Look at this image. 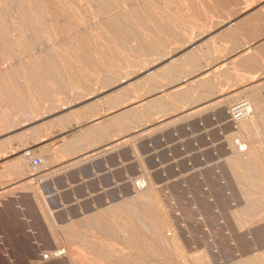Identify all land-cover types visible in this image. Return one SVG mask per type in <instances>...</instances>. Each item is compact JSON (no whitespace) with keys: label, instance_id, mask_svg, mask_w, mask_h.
I'll use <instances>...</instances> for the list:
<instances>
[{"label":"rangeland","instance_id":"obj_1","mask_svg":"<svg viewBox=\"0 0 264 264\" xmlns=\"http://www.w3.org/2000/svg\"><path fill=\"white\" fill-rule=\"evenodd\" d=\"M31 1L0 0V264H264V0Z\"/></svg>","mask_w":264,"mask_h":264},{"label":"bare ground","instance_id":"obj_2","mask_svg":"<svg viewBox=\"0 0 264 264\" xmlns=\"http://www.w3.org/2000/svg\"><path fill=\"white\" fill-rule=\"evenodd\" d=\"M30 1H31V0H30ZM202 1H203V0H202ZM204 1H205V0H204ZM204 1H203V2H204ZM31 2H32V1H31ZM206 2H207V1H206ZM209 2H210V1H209ZM27 3H28V1H27ZM32 3H33V2H32ZM35 3H36V2H35ZM192 3H193V2H192ZM196 3H197V2H196ZM198 3H200V2H198ZM207 3H208V2H207ZM211 3H212V5H213V2H211ZM211 3H210V4H211ZM37 4H38V3H37ZM37 4H36V5H37ZM189 4H190V3H189ZM204 4H205V3H204ZM210 4H209V5H210ZM191 5H192V4H191ZM198 5H199V4H198ZM34 6H35V5H34ZM202 6H203V5H202ZM199 7H200V6H199ZM199 7H198V9H199ZM206 7H207V6H206ZM214 7H215V6H214ZM192 8H193V7H192ZM196 8H197V7H196ZM200 8H201V7H200ZM203 8H205V7L203 6ZM211 8H212V7H211ZM214 9H215V8H214ZM217 9H218V8H217ZM220 9H221V8H220ZM220 9H219V11H221ZM201 10H202V9H201ZM207 10H208V9H207ZM194 11H195V10H194ZM209 11H210V8H209ZM209 11H208V14H210ZM200 12H201V11H200ZM211 12L214 13V10L212 9ZM205 13L207 14V12H205ZM213 13H212V14H213ZM208 14H207V15H208ZM214 15H215V14H214ZM216 15L219 16L218 14H216ZM216 15H215V16H216ZM222 15H223V14H222ZM198 16H199V14H198ZM203 16H204V15H203ZM203 16H202V17H203ZM211 16H212V15H211ZM262 16H263V15H262ZM200 17H201V16H200ZM204 17H205V16H204ZM208 17H209V16H208ZM250 17H251V16H250ZM218 18H219V17H218ZM220 18H221V17H220ZM247 18H248V17H247ZM251 18H252V17H251ZM253 18H254V17H253ZM245 20H246V19H245ZM247 20H248V19H247ZM249 20H250V19H249ZM259 22H260V21H259ZM253 23H254V22H253ZM253 23H252V24H253ZM240 24H241V23H240ZM246 26H247V25H246ZM248 26H249V25H248ZM250 26L252 27V25H250ZM238 27H239V25H238ZM240 27H241V25H240ZM240 27H239V28H240ZM244 27H245V26H244ZM260 28H262V27H260ZM229 29H230V28H229ZM250 29H251V28H250ZM255 29H256V28H255ZM229 31H230V30H229ZM233 31H234V30H233ZM246 31H247V30H246ZM252 31H253V30H252ZM223 32H224V31H223ZM229 33H230V32H229ZM232 33H233V32H232ZM232 33H231V34H232ZM234 33L236 34V32H234ZM250 33H251V32H250ZM257 33H258V32H257ZM226 34H227V33H226ZM250 35H251V34H250ZM257 35H258V34H257ZM220 36H221V35H220ZM222 36H223V35H222ZM230 36H231V35H230ZM245 36H246V35H245ZM224 37H225V36H224ZM228 37H229V36H228ZM228 37H226V39H227ZM231 37H232V36H231ZM222 38H223V37H222ZM233 38H234V37H233ZM243 38H244V36H243ZM250 38H251V37H250ZM228 39H229V38H228ZM230 39H232V38H230ZM234 39H236V38H234ZM234 39H233V40H234ZM221 40H222V39H221ZM223 42H224V41H223ZM225 42H226V41H225ZM230 42H231V41H230ZM231 43H232V42H231ZM207 52H208V51H207ZM263 52H264V51H263ZM201 53H202V52H201ZM199 54H200V53H199ZM204 54H205V52H204ZM205 55H206V54H205ZM207 55H208V53H207ZM198 56H200V55H198ZM202 56H203V54H202ZM193 57H194V56H193ZM204 57H205V56H204ZM187 59H188V58H187ZM194 59H195V58H194ZM191 60H193V59H191ZM191 60H189V61H191ZM189 61H188V62H189ZM193 61H194V60H193ZM53 62H55V61H53ZM53 62H50V64L52 65ZM247 62H248V61H247ZM249 62H250V60H249ZM61 63H64V62H61ZM190 63H191V62H190ZM192 63H193V62H192ZM242 63H243V62H242ZM55 64H56V63H55ZM188 64H189V63H188ZM247 64H248V63H247ZM247 64H246V65H247ZM250 64H251V63H250ZM48 65H49V64H48ZM248 65H249V64H248ZM60 66H61V65H60ZM249 66H250V65H249ZM44 67H45V66H44ZM53 68H54V67H53ZM51 71L53 72V70H51ZM54 71H55V70H54ZM77 113H78V112H77ZM66 115H67V114H66ZM82 115H84V114H83V111H82ZM74 142H75V141H74Z\"/></svg>","mask_w":264,"mask_h":264}]
</instances>
